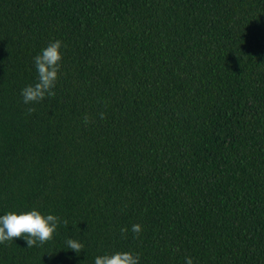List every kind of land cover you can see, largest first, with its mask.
Listing matches in <instances>:
<instances>
[{
	"label": "trees",
	"instance_id": "16d2710c",
	"mask_svg": "<svg viewBox=\"0 0 264 264\" xmlns=\"http://www.w3.org/2000/svg\"><path fill=\"white\" fill-rule=\"evenodd\" d=\"M52 39L55 95L24 105ZM31 207L67 224L0 264H264V0H0V214Z\"/></svg>",
	"mask_w": 264,
	"mask_h": 264
},
{
	"label": "clouds",
	"instance_id": "9594fccd",
	"mask_svg": "<svg viewBox=\"0 0 264 264\" xmlns=\"http://www.w3.org/2000/svg\"><path fill=\"white\" fill-rule=\"evenodd\" d=\"M64 44L60 39H52L43 46L33 57L32 64L35 69V80L26 84L19 90L21 102L32 105L45 97L55 95L53 89L58 79L63 59ZM28 112L33 108L28 107ZM101 119L103 113L99 114ZM88 121L84 117V123ZM67 224V220L52 212H41L37 207L21 211H4L0 214V244L13 243L14 238L22 239L27 247H41L53 239L60 225ZM142 226L133 223L120 229L121 234L131 233L133 237L139 235ZM64 247L74 253H79L84 244L78 238L68 236L63 241ZM184 264H194L191 256H185ZM92 264H138V254L133 251L115 250L95 255Z\"/></svg>",
	"mask_w": 264,
	"mask_h": 264
}]
</instances>
